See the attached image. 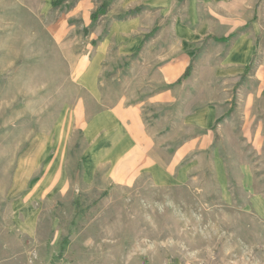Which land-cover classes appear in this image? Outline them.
Returning <instances> with one entry per match:
<instances>
[{
  "label": "rangeland",
  "instance_id": "374dc122",
  "mask_svg": "<svg viewBox=\"0 0 264 264\" xmlns=\"http://www.w3.org/2000/svg\"><path fill=\"white\" fill-rule=\"evenodd\" d=\"M73 2L0 0V264H264V138L247 149L236 140L227 148L233 153L217 155L215 166L206 155L179 186L141 179L101 192L82 184L75 140L66 138L68 115L82 94L81 75L91 62L87 56L98 49L82 24L105 6L97 20L108 30L116 0H95L90 15L73 9ZM167 4L168 10L159 3L147 7L145 16L154 23L150 37L165 29L152 51L171 56L183 45L173 32L179 22L185 57L142 59L143 47L120 62L111 52L100 65L113 98L119 83L147 82L145 66L152 68L155 86L156 69L167 61L176 78L170 89L194 74L207 79L209 69L223 66L224 43L233 34L216 27L210 2ZM203 22L212 24L211 34L202 32ZM65 29L67 37L60 33ZM135 63L140 72L132 69Z\"/></svg>",
  "mask_w": 264,
  "mask_h": 264
},
{
  "label": "crops",
  "instance_id": "0c3cea01",
  "mask_svg": "<svg viewBox=\"0 0 264 264\" xmlns=\"http://www.w3.org/2000/svg\"><path fill=\"white\" fill-rule=\"evenodd\" d=\"M55 1L46 0L50 5ZM168 1L116 0V19L107 20L108 30L102 28L106 21L99 19H85L82 24L90 30V40L98 41V49L87 56L91 62L81 75L82 94L68 115L66 138L75 140L85 186L104 192L141 179L158 187L179 186L200 170L206 155L212 154L215 166L217 155L233 153L227 148L237 144L236 140L241 149H247L257 148L264 138V0H208L216 27L225 26L233 37L224 43L223 66L214 73L209 69L207 79L194 74L191 82L170 89L176 78L166 61L156 69L155 86L154 72L147 66L143 70L150 76L148 81L142 84L130 78L119 83L116 99L102 84L100 64L112 58L111 52L120 62L140 54L143 47L142 59L185 57L186 38L179 22L173 32L183 45L171 56L152 51L154 43L163 41L165 29L156 39L150 37L154 23L146 18L147 7L159 3L168 10ZM73 3V9L86 8L89 15L95 8V0ZM69 23L71 29L76 27ZM211 28L208 22L202 32L210 33ZM60 33L67 37L69 31ZM136 63L135 72L139 69Z\"/></svg>",
  "mask_w": 264,
  "mask_h": 264
},
{
  "label": "trees",
  "instance_id": "16d2710c",
  "mask_svg": "<svg viewBox=\"0 0 264 264\" xmlns=\"http://www.w3.org/2000/svg\"><path fill=\"white\" fill-rule=\"evenodd\" d=\"M105 12V6H101L98 8V10L96 11V13H94L92 15V20H97L98 16L100 14H103ZM229 38L228 37H225V38H220V39H217V41L219 42H225L227 41ZM189 77V68L185 71V73L183 74L182 76V79H186Z\"/></svg>",
  "mask_w": 264,
  "mask_h": 264
}]
</instances>
